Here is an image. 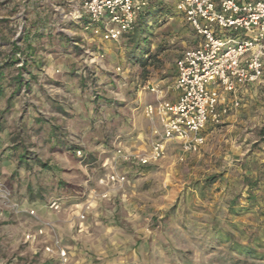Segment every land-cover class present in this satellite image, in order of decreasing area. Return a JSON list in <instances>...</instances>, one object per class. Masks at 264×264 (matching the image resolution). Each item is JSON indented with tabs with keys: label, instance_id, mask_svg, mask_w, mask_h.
<instances>
[{
	"label": "rangeland",
	"instance_id": "rangeland-1",
	"mask_svg": "<svg viewBox=\"0 0 264 264\" xmlns=\"http://www.w3.org/2000/svg\"><path fill=\"white\" fill-rule=\"evenodd\" d=\"M174 2H155L137 41L102 42L60 0H0V170L13 201L36 211L0 218V264H264V72L204 127L197 152L179 160L171 141L154 164L112 161L118 147L148 148L147 86L171 92L175 59L195 43ZM109 165L126 181L97 197Z\"/></svg>",
	"mask_w": 264,
	"mask_h": 264
},
{
	"label": "built area",
	"instance_id": "built-area-1",
	"mask_svg": "<svg viewBox=\"0 0 264 264\" xmlns=\"http://www.w3.org/2000/svg\"><path fill=\"white\" fill-rule=\"evenodd\" d=\"M157 0H60L62 17L80 23L102 42H117L132 31L138 15ZM178 15L196 36L193 46L185 48L175 59L174 100L162 99L159 90L148 84L156 94L154 102L145 104L144 116L151 128L148 148L130 153L116 148L112 161L134 160L148 166L160 160L171 141L178 144L183 155L197 152L204 143L202 130L208 123H218L227 110L238 106V93L260 80L264 72V0H174ZM225 35V37H223ZM102 55L94 56V60ZM119 70V68H117ZM221 92L226 97L221 95ZM230 98L228 102L227 99ZM81 156V150H76ZM106 160L102 165L107 166ZM108 175L99 178L103 188L97 197L106 198L112 188L126 181L125 174L111 167ZM48 208H60L56 200ZM85 208H89L86 203ZM25 213L36 216L31 205L20 207L12 199L10 188L0 180V218L5 214ZM43 234L27 230L24 242L34 243ZM52 253L50 246L43 248ZM63 249L57 255L65 257Z\"/></svg>",
	"mask_w": 264,
	"mask_h": 264
},
{
	"label": "trees",
	"instance_id": "trees-1",
	"mask_svg": "<svg viewBox=\"0 0 264 264\" xmlns=\"http://www.w3.org/2000/svg\"><path fill=\"white\" fill-rule=\"evenodd\" d=\"M155 3L151 4L147 9H145L144 11H142L137 19H136V22H135V25L132 29V31L134 32V36H135V41H137L139 35H141L143 33V31L145 30L146 28V25H148L149 21L151 20V18H154L156 16H158L161 12H162V8H156L154 7ZM87 21L85 19H83L81 22H80V25H84ZM78 24V23H76ZM130 31V32H132ZM130 32H128L127 34H129ZM126 35V34H125ZM17 51V53H19L18 50H14L13 53L15 54ZM13 61V60H12ZM20 77H18L19 79ZM27 85V84H25ZM20 157H23L25 158V154H22ZM37 162H39L38 159H35ZM19 162H22L20 159L18 160ZM24 163H27V162H24ZM43 167H47V164H43L41 165ZM249 203L247 204V207L245 209H251L253 208L255 205H256V201H255V198H251L249 197ZM33 201V200H32Z\"/></svg>",
	"mask_w": 264,
	"mask_h": 264
},
{
	"label": "crops",
	"instance_id": "crops-1",
	"mask_svg": "<svg viewBox=\"0 0 264 264\" xmlns=\"http://www.w3.org/2000/svg\"><path fill=\"white\" fill-rule=\"evenodd\" d=\"M175 71H176V69H175ZM149 84H151V83H149ZM152 85V84H151ZM155 87V86H154ZM156 88V87H155ZM157 89V88H156ZM159 90V96L162 98V99H166V100H174L175 98H176V95H177V92L174 90V89H172V91L171 92H169V90H166V91H163L162 89H158ZM242 91V90H241ZM148 93H149V95H151V96H153V101L152 102H154L155 101V99H156V94L154 93V92H152V91H150V90H148ZM221 95L222 96H224V97H226L225 96V94L224 93H222L221 92ZM227 99V98H226ZM227 101L229 102L230 101V98L229 99H227ZM5 163H7V161L5 160L4 162H3V164H5ZM8 172L6 171V170H4V169H2L1 168V170H0V176H2V177H0V180L1 181H4L5 179H6V174H7ZM25 201V200H24ZM32 204V203H31ZM42 206V205H41ZM40 206V207H41ZM44 212V211H43ZM7 214V213H6ZM128 214V216L130 215L129 213H127ZM8 215V214H7ZM130 217V216H129ZM134 216H131L130 217V219H132ZM124 219H128V218H124Z\"/></svg>",
	"mask_w": 264,
	"mask_h": 264
}]
</instances>
